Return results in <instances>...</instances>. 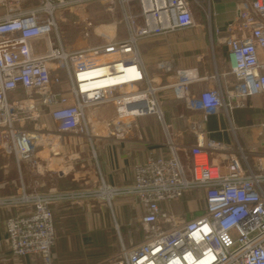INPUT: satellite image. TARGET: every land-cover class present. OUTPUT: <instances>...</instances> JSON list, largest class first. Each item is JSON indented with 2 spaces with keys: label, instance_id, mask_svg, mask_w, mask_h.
<instances>
[{
  "label": "built area",
  "instance_id": "obj_1",
  "mask_svg": "<svg viewBox=\"0 0 264 264\" xmlns=\"http://www.w3.org/2000/svg\"><path fill=\"white\" fill-rule=\"evenodd\" d=\"M198 6L199 0H0V133L5 152L19 166L27 163L41 172L38 149L47 144L59 153V134L50 132L44 121L48 114L60 133L94 136L106 127L122 140L137 118L162 115L156 99L162 88L172 89L189 110L206 116L230 115L250 98L264 95V0H241L228 25L224 43L236 83L227 95L217 78L215 88L193 96L191 85L204 78L195 68H179L173 59L160 61L161 73L147 77L139 43L195 28ZM68 25L79 30L81 48L64 41L62 26ZM129 69L134 70L131 77ZM95 72L101 76L93 79ZM119 76L129 80L114 84ZM107 104L114 105L116 115L99 122L94 109ZM203 126L202 120L190 123L198 139L204 136ZM261 129L264 133V125ZM223 153H230L225 171L210 159ZM187 154L189 162L173 148L169 158L137 165L134 185L123 190L102 185L78 193H61L56 187L38 193L23 186L20 196L0 199V207L27 210L7 220L11 253L32 258L31 264H52L57 240L52 205L69 199L110 201L122 193L136 196L143 207L144 237L134 244L131 236L130 247L123 246L110 264H264V158L251 165L242 149L232 153L214 140L199 141ZM193 192L204 194L202 215L181 220L170 212L171 205Z\"/></svg>",
  "mask_w": 264,
  "mask_h": 264
},
{
  "label": "crops",
  "instance_id": "obj_2",
  "mask_svg": "<svg viewBox=\"0 0 264 264\" xmlns=\"http://www.w3.org/2000/svg\"><path fill=\"white\" fill-rule=\"evenodd\" d=\"M240 1L218 0L214 3V28L220 31L215 37L207 34L203 27H195L141 41L138 48L147 77L161 73L157 68L160 61L173 59L179 68H195L204 78L191 85L193 96L215 88L217 78L224 94L231 92L236 79L231 73L224 39L228 36V25L236 17ZM109 19L105 16V20ZM80 41L79 47H82L83 42ZM56 89L61 91L65 87ZM156 99L162 115L137 118L134 128L122 140L111 136L106 127L94 136L63 134L54 119L46 115L44 121L49 131L59 134V153L47 144L38 149L37 160L42 168L39 173L31 170L34 179L37 178V185L29 183L28 190L46 193L51 187H56L61 193H78L85 189H80L82 186L95 190L102 185L127 189L134 185L137 165L150 158H169L173 155V148L189 162L187 152L199 141L221 142L230 147L232 153L242 149L251 165L264 158V133L261 129L264 125V95L250 98L245 107L233 109L230 115L223 111L209 116L189 110L170 88L160 89ZM94 113L99 122L110 121L116 115L112 104L98 106ZM193 120L204 122L202 138L198 139L190 130ZM229 154H212L210 159L225 171ZM19 195V190L13 193L0 191V199ZM87 200H61L52 205L57 236L52 264H109L123 246L130 247L131 236L134 244L142 242L144 233L140 219L145 212L136 196L121 193L110 201L99 198ZM180 202L184 204L177 215L181 220H192L205 212L202 192L187 194ZM170 208L172 211L174 206ZM26 211L19 206L0 207V264L32 263V258L13 256L7 238V220Z\"/></svg>",
  "mask_w": 264,
  "mask_h": 264
},
{
  "label": "rangeland",
  "instance_id": "obj_3",
  "mask_svg": "<svg viewBox=\"0 0 264 264\" xmlns=\"http://www.w3.org/2000/svg\"><path fill=\"white\" fill-rule=\"evenodd\" d=\"M199 1L201 2V6L196 7V11H195V17L197 21L196 27L200 29L201 27H203L207 34L215 37L216 33H215L212 15L214 12V9H213L214 3L218 0H199ZM98 12H102V10H99ZM101 14H103V12ZM210 14H211V19L208 18V15ZM115 16L117 18L120 16V10L116 12ZM72 18L74 17L71 16V19ZM96 19L97 17L95 18V20ZM102 19H105V17H102ZM62 30L65 32L64 41L66 42V44L70 45L71 43L73 45V49L81 48L79 47L80 46L79 44L81 42L80 40L82 39L79 38L80 33L76 27L72 25L71 26L68 25L66 27L62 26ZM29 129H32V128H29ZM3 145H4L3 135L0 133V191L6 192V193L8 192L13 193V191L19 190L21 193V189L23 185H25L26 189H28L27 185L29 183L36 186L37 184L35 183V180L37 178L35 177L34 179L32 175L33 172H31L30 166L27 163H21V166H19L16 157L14 155L7 154L4 150ZM57 157H60V156H57ZM65 164L66 163H63L62 165L66 166ZM64 170H66V168H64ZM83 188L89 190V187H85V186H82L80 189H83ZM85 189L82 191H87ZM182 203L180 201L174 203L173 204L174 209L170 212L173 214H176V216L179 215V213H181L182 211V208L184 207V204ZM94 204H96V202H94ZM117 238L119 239L118 236ZM119 253H120V250L116 253V256ZM111 261L112 259L109 260V264L111 263Z\"/></svg>",
  "mask_w": 264,
  "mask_h": 264
},
{
  "label": "bare ground",
  "instance_id": "obj_4",
  "mask_svg": "<svg viewBox=\"0 0 264 264\" xmlns=\"http://www.w3.org/2000/svg\"><path fill=\"white\" fill-rule=\"evenodd\" d=\"M133 71L134 70H132V69L128 70V76L129 77L134 75ZM100 74H101V72H95V73H92L91 76L92 77L94 76L93 79H95V78L100 77L101 76ZM92 77H89V78H92ZM128 80H129V78L126 76H119L116 80H113V81H114V84H121V83L127 82ZM97 81L99 82L100 80H97ZM107 93H108V91H107Z\"/></svg>",
  "mask_w": 264,
  "mask_h": 264
}]
</instances>
